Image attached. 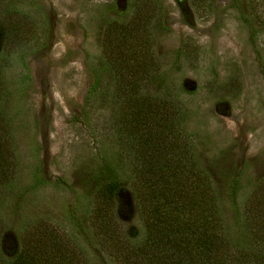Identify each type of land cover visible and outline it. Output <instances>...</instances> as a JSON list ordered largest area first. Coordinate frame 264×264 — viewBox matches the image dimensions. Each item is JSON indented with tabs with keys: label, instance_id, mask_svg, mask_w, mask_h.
Instances as JSON below:
<instances>
[{
	"label": "rangeland",
	"instance_id": "rangeland-1",
	"mask_svg": "<svg viewBox=\"0 0 264 264\" xmlns=\"http://www.w3.org/2000/svg\"><path fill=\"white\" fill-rule=\"evenodd\" d=\"M208 1L161 0L167 32L155 33L158 72L155 81L144 83V92L167 97L183 112L177 132L193 141L229 223V182L238 181L240 203L264 181V0ZM15 3L32 9L28 21L37 23L43 46L36 39L13 50L0 43L3 103L13 129L20 189L6 199L12 229L2 248L11 257L17 252L18 225L44 217L66 232L72 246L83 248L91 263L115 264L97 250L86 224L77 229L66 213L93 189L92 171L101 156L116 153L110 125L117 104L105 99L106 93L93 109L84 107L105 29L119 18L124 0ZM35 174L45 183L22 197ZM127 194L132 215L123 224L140 227L136 201Z\"/></svg>",
	"mask_w": 264,
	"mask_h": 264
},
{
	"label": "trees",
	"instance_id": "trees-1",
	"mask_svg": "<svg viewBox=\"0 0 264 264\" xmlns=\"http://www.w3.org/2000/svg\"><path fill=\"white\" fill-rule=\"evenodd\" d=\"M15 2L0 0L2 48L13 50L34 39L43 46L37 23L28 21L32 9ZM163 12L161 0H124L119 18L105 29L84 108L93 109L96 98L106 93L105 99L117 104L110 125L116 153L101 156L92 171L93 189L82 193L66 220L82 231L86 224L97 250L115 264H264V181L240 203L238 181L229 182L233 219L228 223L193 141L177 132L183 112L167 97L144 92V83L155 81L158 72L152 48L155 33L167 32ZM5 91L0 77V264H94L44 217L23 220L14 230L17 252L5 254L2 241L12 229L6 199L20 190ZM44 183L35 174L20 195ZM128 192L136 201L140 227L123 224L132 215Z\"/></svg>",
	"mask_w": 264,
	"mask_h": 264
}]
</instances>
